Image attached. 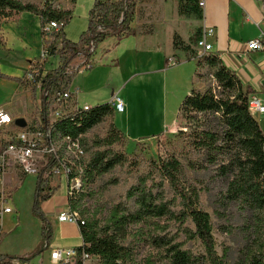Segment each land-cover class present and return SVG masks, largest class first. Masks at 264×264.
<instances>
[{
	"label": "trees",
	"instance_id": "trees-1",
	"mask_svg": "<svg viewBox=\"0 0 264 264\" xmlns=\"http://www.w3.org/2000/svg\"><path fill=\"white\" fill-rule=\"evenodd\" d=\"M54 1L35 4L0 0V44L4 43L1 33L4 21L26 11L39 18L42 61L36 69L27 71L20 82H30L32 97L38 99V122L33 130L49 133L55 139L68 136L78 140L82 147V191L125 161L124 155L112 147L123 139L122 131L112 123L104 137H84L113 117L114 107L111 102H105L87 109L78 108L60 114L54 121L50 119V109L69 89L75 75L69 71L73 58L79 54L88 57L92 53L90 43L96 47L111 35L121 38L135 33L130 23L136 0H94L86 29L75 42L65 37L64 29L73 17L76 0H69L68 7H60ZM189 2L196 4V0ZM51 22L56 27H51ZM50 58L58 61L53 68L46 67L51 64ZM196 65L204 70L197 73V79L205 77L210 84L204 90L192 86L182 100L180 116L187 119L188 144L197 156L188 159L186 166L174 156L154 163L147 175L138 177L126 189L122 199L106 209L103 217L83 219L84 223L78 225L83 244L77 247L73 264H82V252L97 256L98 264H137L135 252L143 246L149 251L141 264H225L215 249L211 216L200 200L202 192L212 189L207 185L182 184L186 167L207 172L209 178L218 181L213 189L217 216H229L230 206H235L241 216L239 225L224 228L233 232L235 227L241 236L243 244L236 264H264V132L248 108L250 92L216 54L207 53L196 60ZM27 74H31V81ZM185 132L179 130L181 134ZM58 164V158L49 154L47 163L36 174L33 212L42 221L41 243L25 257L0 253V264H13L14 259L29 262L51 242L53 230L41 201L50 198L56 187H48V178L43 175ZM150 172L156 176L149 177ZM76 174V167L71 165L69 178ZM46 188L47 192L43 193ZM74 196L68 198V207L77 211L79 204ZM3 234L0 229V241ZM195 241L203 247V252L192 249L191 243Z\"/></svg>",
	"mask_w": 264,
	"mask_h": 264
},
{
	"label": "rangeland",
	"instance_id": "rangeland-1",
	"mask_svg": "<svg viewBox=\"0 0 264 264\" xmlns=\"http://www.w3.org/2000/svg\"><path fill=\"white\" fill-rule=\"evenodd\" d=\"M22 1L42 4L45 0ZM68 1L54 2L60 7H68ZM173 2L178 3L177 7L174 3L171 6V0H136L132 27L136 31L147 33L152 32L157 25L160 32L162 31L157 34V46L147 47L143 58L135 57L134 59L129 53L119 58L118 64L116 61H103L104 67H99L98 72L102 73L101 81L108 78V85L106 83L97 92L99 98L95 99L93 92V95L84 96L79 102L81 106L85 102L93 106L96 105L97 100L107 101L112 89L115 92L118 91L125 111L114 112L113 117L95 126L84 137L87 139L104 137L110 123L127 137L123 136L120 142L112 146L114 151L124 155L125 161L99 177L88 188H84L83 193L81 191L74 196V200L79 204L77 211L85 220L103 217L106 209L122 199L126 189L138 177L147 175L154 163L157 164L160 160L174 156L186 166L188 159H195L197 156L188 144L190 129L185 128L187 119L180 116V106L193 83L197 82L196 87L200 90H204L210 84V80L205 77L197 79V73L204 70L197 68L196 59L193 58L195 54H198L196 40L201 30L199 20L202 16L197 5L189 0H173ZM81 21V18L71 19L68 27L66 26L68 29L66 35L71 36L79 29ZM164 32L172 35L173 47L184 48L188 59L184 57V52H179L178 61L175 62L176 59L170 58L172 62H168L164 54L169 50L170 43L167 41L168 33L165 35ZM1 33L4 43L0 44V108L8 111L15 119L24 118L25 130L31 131L38 122L36 112L38 99L32 97L30 82L23 84L20 79H23L27 71L36 69L35 66L42 61L43 45L39 18L30 12H22L16 18L3 22ZM104 40L109 41V38ZM148 41L146 39L145 44H148ZM150 42H152L151 39ZM108 46L109 44H106L104 48L107 49ZM127 60L130 62H126ZM134 60L139 62L137 66L131 64ZM145 60L148 62H144ZM49 61L51 64H47V68L55 67L58 62L57 58H50ZM96 66L99 64L94 62V67ZM27 78L31 81V74H27ZM51 117L53 118V115ZM175 124H177L175 129H170ZM17 129L10 126L6 131L0 130V150L4 144V137L15 133ZM180 129L186 132L181 134ZM160 133L162 135L147 139ZM142 138L147 140L139 141ZM34 164L37 169L43 166V163L38 160ZM34 174L30 172L26 175L22 165L13 158L9 159L5 180L11 190L10 206L14 213L10 214L8 219L5 218V228H12L7 233L1 230L4 233L2 241L8 246L20 247L27 251L26 254H32L42 241V221L33 212L36 183ZM148 176L155 177L156 173L150 172ZM106 181L112 182L107 184ZM181 183L194 186L207 185L212 189L211 192H202L200 200L211 216L215 249L218 255L223 257L225 264H236L238 250L243 244L241 236L235 227L233 232L224 230L231 225L241 223L242 218L236 211V207H229L227 217H219L215 214L214 208L217 201L213 196V189L219 183L209 178L207 172L186 167L181 176ZM48 187H56V191H62L63 188L66 191L68 188L64 177H52ZM47 189L43 193H46ZM44 201L46 200L41 201V208ZM15 215L18 216L17 219L13 217ZM45 215L47 217L46 213ZM17 220L18 226H15L14 222ZM191 247L194 251L203 252V247L197 241L192 242ZM43 250L34 255L31 260H36ZM148 251L149 248L146 246L137 249L135 262L141 264ZM44 257L46 264L47 256Z\"/></svg>",
	"mask_w": 264,
	"mask_h": 264
},
{
	"label": "crops",
	"instance_id": "crops-1",
	"mask_svg": "<svg viewBox=\"0 0 264 264\" xmlns=\"http://www.w3.org/2000/svg\"><path fill=\"white\" fill-rule=\"evenodd\" d=\"M93 3L94 0H76V3L73 7L72 19L76 20V18H81L82 21L79 29L74 31L71 36L66 35L68 26L65 27L64 33L67 39L74 42L77 41L80 34L86 29L88 11L92 7ZM172 3H174V6L177 7V2H173V0H171V6ZM200 13L202 16L199 20L200 27L206 24L213 27L215 31V36L212 39L213 46L211 53L216 54L222 60V62L235 73L237 78L241 81L243 88L250 92L249 96H257L260 104L264 107V53L262 51L247 50L246 48V43L248 41L258 38L260 35H263L264 37V0H205L203 13L201 11ZM130 26H133L132 21ZM155 26L156 27L152 32L146 33L135 30L134 34L122 36L121 38L111 35L107 37L109 38V41L103 40L99 43V45L97 44L88 57L84 56L83 54H79L80 56L78 55L73 58L70 62L69 71L74 72L75 75L68 89V91L73 96V105L80 107L81 105L79 102L81 98L91 95L93 92L95 93H93L94 98H99V94L97 96V92L104 85H106L108 81V78H105V80L101 81L102 73L98 72L99 67H104L103 61H116V64H118L119 58H122L129 53L130 55H133L134 59L135 57L141 58L145 55L147 47H156V41L158 42L157 34H159L160 30L157 28V25ZM166 33L164 32L165 35ZM146 39L149 40L148 44H145ZM150 39L152 42H150ZM167 41L170 43L168 44L169 50L166 54H164V57L168 58V62H172V59L175 60L174 57L178 58L179 52H184V57L187 58L186 52L183 50L184 48L173 47L172 35H170V33H168ZM106 44H109V48L107 49L104 48ZM146 60L144 62H146ZM176 61L177 60H175V62ZM83 62L86 63L83 64ZM94 62H97L99 66L94 67ZM126 62L129 63L130 61L127 60ZM138 63L136 60L131 61V64H134V66H137ZM143 65H145V63ZM196 84L197 82L193 83L192 85L196 87ZM114 93H118V91L115 92L112 89L110 98L107 101L99 102L97 100L96 104L111 102V98ZM83 105L91 106V104H88L87 102H85ZM251 113L257 119L262 131L264 132V110L261 112L251 111ZM176 125L177 124L172 126L170 129H175ZM160 135H162V133L158 135H152L147 139H151ZM123 136L127 138L124 134ZM147 139L142 138L139 139V141ZM8 161L9 160H7L6 168L3 173V184L4 188L9 191L11 195V190L6 185L5 180V172L8 167ZM25 174L27 175L29 173ZM34 175L36 176V174ZM67 202L66 191L64 188L62 191L55 190L54 194L48 200L42 202V208L47 214L48 220L50 221L53 229L52 240L48 247L43 250L36 260L32 259L29 262H26L27 264H33L34 261V264H45V255L47 256L46 264H53L49 261L50 247H78L83 244L82 237L79 232V226L77 224L60 222L57 219V215L60 212L66 211L69 208ZM13 213L3 214L0 218L1 230L5 231L6 233L12 227L9 229L5 228V218L8 219L10 214ZM13 217L17 219L18 216L15 215ZM14 224L15 226H18V220L15 221ZM29 250H31V248H29ZM0 253L17 257H25L28 255L26 254L27 251H24L23 249H20V247L18 248L13 245L8 246V244L2 240L0 241Z\"/></svg>",
	"mask_w": 264,
	"mask_h": 264
},
{
	"label": "built area",
	"instance_id": "built-area-1",
	"mask_svg": "<svg viewBox=\"0 0 264 264\" xmlns=\"http://www.w3.org/2000/svg\"><path fill=\"white\" fill-rule=\"evenodd\" d=\"M196 5L203 13L205 0H196ZM51 27H56V23L51 22ZM215 36L214 28L209 25H203L196 40V48L198 54L194 55V59H201L212 50V39ZM90 51L95 48L94 44L90 43ZM247 50L262 51L264 53V37L260 35L258 38L252 39L246 43ZM111 103L114 107V112L122 113L124 111V103L121 97L114 93L111 98ZM89 105L74 106L73 96L67 90L62 96L57 99L51 106L50 119L54 121L60 114H66L75 111L78 108L87 109ZM248 108L250 111L261 112L264 107L260 104L257 96L250 95L248 98ZM53 115V118L51 117ZM10 126L18 128L15 133L7 134L4 137L5 146L0 150V218L3 214L13 213L10 206L11 195L4 188L3 173L6 168L7 160L13 158L23 166L25 173L37 172L42 168L48 160V155L52 154L58 158L59 164L55 165L50 172H45L44 177L48 181L52 177H64L67 182V197H71L79 193L82 189V167L81 158L83 149L78 140H73L68 136L61 139H55L49 133L39 130L27 131L25 128H19L15 125V117L8 111L0 108V130L6 131ZM32 160V161H31ZM43 163V166L37 169L35 161ZM76 167L77 174L69 178L70 166ZM77 165V166H76ZM60 222H68L72 224L82 225L83 218L76 210L70 208L60 212L57 215ZM1 229V227H0ZM78 255V248L74 246H54L50 247L49 256L53 264H73ZM82 264H98V257L81 253ZM13 264H27V261L14 259Z\"/></svg>",
	"mask_w": 264,
	"mask_h": 264
},
{
	"label": "water",
	"instance_id": "water-1",
	"mask_svg": "<svg viewBox=\"0 0 264 264\" xmlns=\"http://www.w3.org/2000/svg\"><path fill=\"white\" fill-rule=\"evenodd\" d=\"M15 125L17 127L23 128L26 125V121L24 118H16L15 119Z\"/></svg>",
	"mask_w": 264,
	"mask_h": 264
}]
</instances>
